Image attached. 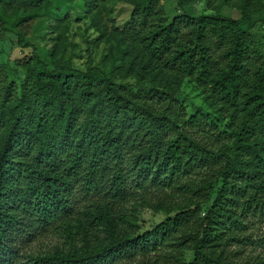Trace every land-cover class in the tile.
Returning a JSON list of instances; mask_svg holds the SVG:
<instances>
[{
	"label": "trees",
	"instance_id": "obj_1",
	"mask_svg": "<svg viewBox=\"0 0 264 264\" xmlns=\"http://www.w3.org/2000/svg\"><path fill=\"white\" fill-rule=\"evenodd\" d=\"M122 1L108 52L81 69L50 67L26 39L40 0H0L32 48L20 92L0 62V264H264L240 250L264 251L248 232L264 221V0L171 19L162 0ZM186 79L203 95L192 113ZM131 202L167 216L141 231ZM51 232L64 245L24 260Z\"/></svg>",
	"mask_w": 264,
	"mask_h": 264
},
{
	"label": "rangeland",
	"instance_id": "obj_2",
	"mask_svg": "<svg viewBox=\"0 0 264 264\" xmlns=\"http://www.w3.org/2000/svg\"><path fill=\"white\" fill-rule=\"evenodd\" d=\"M89 0H40V15L27 20L26 39L32 41L42 59L50 67L57 62L67 61L75 67L87 68L98 63L108 52L110 33L117 24H121L131 11V4L122 0L99 2L96 7L88 5ZM168 19L176 12L187 11L197 15L202 12H220L233 17H240L239 9L229 7L221 0H216L212 8L206 0H192L184 8H176L175 0H162ZM11 12L2 13L0 7V62L11 80H14L21 91V84L26 76L24 66L20 63L32 55L31 47H21L14 31L7 30ZM254 37L260 38L264 52V24L258 23ZM56 52V55L53 54ZM186 104L188 113H192L204 104L201 89L194 82L186 79L180 94ZM127 211L143 231L162 221L167 214L153 211L140 203L131 202ZM248 230L254 238L264 234V221L256 219ZM64 245V237L56 232L38 236L24 250L23 258L27 260L31 253L49 252L55 246ZM242 257L249 258L259 252L264 253L256 244L240 245ZM188 253L187 257L190 258Z\"/></svg>",
	"mask_w": 264,
	"mask_h": 264
}]
</instances>
